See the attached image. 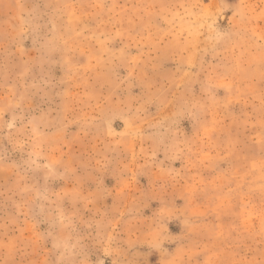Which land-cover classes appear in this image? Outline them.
Returning a JSON list of instances; mask_svg holds the SVG:
<instances>
[{
	"label": "rangeland",
	"instance_id": "obj_1",
	"mask_svg": "<svg viewBox=\"0 0 264 264\" xmlns=\"http://www.w3.org/2000/svg\"><path fill=\"white\" fill-rule=\"evenodd\" d=\"M0 264H264V0H0Z\"/></svg>",
	"mask_w": 264,
	"mask_h": 264
}]
</instances>
